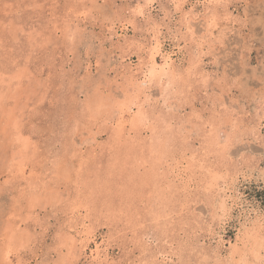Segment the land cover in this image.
<instances>
[{"label": "rangeland", "instance_id": "rangeland-1", "mask_svg": "<svg viewBox=\"0 0 264 264\" xmlns=\"http://www.w3.org/2000/svg\"><path fill=\"white\" fill-rule=\"evenodd\" d=\"M261 221L264 0H0V264H264Z\"/></svg>", "mask_w": 264, "mask_h": 264}, {"label": "bare ground", "instance_id": "bare-ground-1", "mask_svg": "<svg viewBox=\"0 0 264 264\" xmlns=\"http://www.w3.org/2000/svg\"><path fill=\"white\" fill-rule=\"evenodd\" d=\"M159 29H160V28H159ZM159 31H160V30H159ZM159 34H160V33H159ZM176 37H177V36H176ZM157 39H158V38H157ZM175 39H176V38H175ZM156 41H157V40H156ZM161 41H162V40H161ZM156 43H158V42H156ZM161 43H162V42H161ZM157 45H159V44H157ZM158 47H159V46H158ZM156 51H157L156 53H153V56H154L153 58H154V59H156V57H158L157 55L160 54V49H157ZM162 53H163V52H162ZM160 55H161V54H160ZM154 59H153V60H154ZM171 59H172V57L167 56V57L165 58V61H164L163 66H166L165 64H170ZM154 62H155V61H154ZM155 63H156V62H155ZM156 64H157V63H156ZM163 66H162V67H163ZM167 66H168V65H167ZM163 68H164V67H163ZM155 70H156V69H155ZM153 71H154V69H153ZM151 74H152V73H151ZM156 76H157V75H156ZM170 77L172 78L173 76H170ZM159 80H160V79H159ZM171 80H172V79H171ZM173 80H175V79H173ZM159 82H160V81H159ZM163 86H164V84H163ZM90 106H92V105L90 104ZM92 110H93V109H92ZM141 111H142V110H141ZM134 118H135V117H134ZM137 118L140 119V118H141V115L138 116ZM138 119H137V120H138ZM133 120H136V118L133 119ZM136 123H137V121H136ZM213 172H214V171H213ZM217 172H218V175H219V174H220V173H219L220 171H217ZM213 174H215V172H214ZM216 176H217V175H216ZM214 177H215V176H214ZM217 177L219 178V177H221V176H217ZM217 177H216V178H217ZM223 177H224V176H223ZM225 177H226V176H225ZM225 177H224V178H225ZM216 178H215V179H216ZM215 179H214V180H215ZM219 179H220V178H219ZM219 179L216 181V183L219 181ZM212 180H213V179H212ZM212 180H211V181H212ZM223 182H227V181H223ZM212 183H213V181H212ZM216 183H215V184H216ZM207 184H208V183H207ZM213 184H214V183H213ZM218 184H219V183H218ZM218 184H217V185H218ZM217 185H215V186H217ZM206 186H208V185H206ZM209 187H210V186H209ZM209 187H208V188H209ZM205 188H206V187H205ZM214 188H215V187H214ZM214 188H213V189H214ZM217 188H218V187H217ZM217 188H216V189H217ZM206 189H207V188H206ZM209 189H210V188H209ZM218 189H219V188H218ZM218 189H217V190H218ZM219 190H221V189H219ZM216 192H217V191H216ZM218 192H219V191H218ZM214 196H215V195H214ZM214 199H215V197H214ZM235 199H236V198H235ZM214 201H215V200H214ZM217 201H218V200H217ZM234 202H235V201H234ZM218 203H220V202H218ZM218 203H217V205H219ZM215 205H216V204H215ZM215 205H214V206H215ZM220 208H221V203H220V206L218 207V209H220ZM215 209H216V206H215ZM223 210H224V209H223ZM232 210H233V209H232ZM233 211H234V210H233ZM216 212H217V211H216ZM218 212H219V211H218ZM221 212H222V211H221ZM249 213H250V212H249ZM222 214H223V213H222ZM217 215H219V214H217ZM220 215H221V214H220ZM220 215H219V216H220ZM219 216H217L218 219H219ZM213 222H215V221H213ZM261 222H262V221H261ZM261 222H260V224H261ZM263 222H264V221H263ZM263 222H262V223H263ZM248 223H249V222H248ZM250 223H251V222H250ZM245 224H246V223H245ZM210 225H211V224H210ZM248 225H249V224H248ZM251 226H252V225H251ZM245 227H246V226H245ZM249 229H250V227H249ZM245 230H246V228H245ZM261 230H262V229H261ZM262 232H263V231H262ZM219 235H220V234H219ZM252 236H253V235H252ZM254 239H255V238H254ZM255 240H256V239H255ZM221 241H222V240H221ZM251 241H252V240H251ZM261 241L263 242L264 240H261ZM261 241H260V242H261ZM245 242H247V241H245ZM254 243H255V241H254ZM219 244H220V243H219ZM232 244H233V243H232ZM256 244L258 245V243H256ZM256 244H255V245H256ZM255 245H254V246H255ZM263 245H264V244H263ZM231 246H232V245H231ZM233 246H234V245H233ZM245 246H246V245H245ZM245 246H244V247H245ZM260 246H261V245H260ZM236 247H237V246H236ZM236 247L234 248V249H235L234 252L238 251V250H236ZM263 247H264V246H263ZM263 247H262V248H263ZM231 248H232V247H231ZM240 248H241V247H240ZM244 250H245V249H244ZM242 252H243V251H242ZM232 253H233V252H232ZM239 253H240V252H239ZM259 254H260V253H259ZM232 255H233V254H232ZM257 256H258V255H257ZM234 257H235V256H234ZM241 257H242V256H241ZM232 258H233V257H232ZM259 258H260V257H259ZM233 259H234V258H233Z\"/></svg>", "mask_w": 264, "mask_h": 264}]
</instances>
